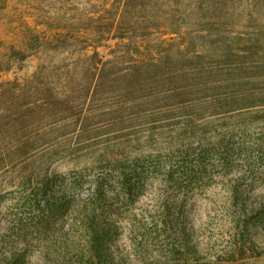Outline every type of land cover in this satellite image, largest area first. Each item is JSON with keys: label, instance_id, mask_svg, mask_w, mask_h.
<instances>
[{"label": "trees", "instance_id": "16d2710c", "mask_svg": "<svg viewBox=\"0 0 264 264\" xmlns=\"http://www.w3.org/2000/svg\"><path fill=\"white\" fill-rule=\"evenodd\" d=\"M65 2L68 12L36 21L19 44L5 49L0 44V76L18 63H37L22 79L0 77V172L18 174L26 183L28 159L56 152L85 132H118L117 143L144 134L149 121L163 129L224 120L230 126L218 142L238 133L250 146L239 147L244 154L238 150L236 157L248 168L263 164L247 183L251 189L262 186L261 192L225 195L223 209L240 201L245 219L219 215L237 228L240 241L232 252L250 251L244 240L250 222L264 239V0ZM100 47L109 48V56ZM236 116L242 121L233 120ZM256 121L263 126L256 128ZM93 211L87 237L77 243L85 255L108 256L109 214L100 207ZM187 219L182 245L190 244L194 232ZM154 228L158 235L164 232L158 224ZM166 257L168 264H189ZM146 259L142 264H157Z\"/></svg>", "mask_w": 264, "mask_h": 264}, {"label": "rangeland", "instance_id": "374dc122", "mask_svg": "<svg viewBox=\"0 0 264 264\" xmlns=\"http://www.w3.org/2000/svg\"><path fill=\"white\" fill-rule=\"evenodd\" d=\"M60 1L0 0V46L19 44L36 21L68 12L62 9L67 2ZM99 51L109 56V48ZM36 64L18 63L0 77L22 79ZM225 122L162 129L149 121L144 134L117 143L118 132H85L56 152L28 159L23 164L31 172L26 183L18 174L0 172V264H142L146 258L168 264L166 256L189 264H264V256L255 257L264 255V239L257 235L263 231L250 222L244 240L251 249L237 255L232 252L240 241L237 228L219 217L245 219L240 201L231 200L223 209L228 192L263 190L247 186L263 164L248 168L236 157L239 147L250 146L240 140L243 136L231 133L230 140L218 142L228 132ZM257 122L256 128L263 126ZM256 128L252 131L258 134ZM98 207L109 214L112 226L104 241L108 256L85 255L77 243L87 237ZM186 218L194 232L190 244L182 245ZM156 224L164 228L160 235Z\"/></svg>", "mask_w": 264, "mask_h": 264}]
</instances>
